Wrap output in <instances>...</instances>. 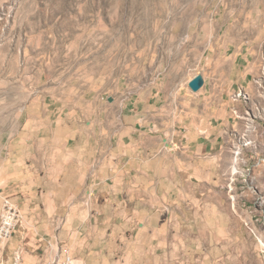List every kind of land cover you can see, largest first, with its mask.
I'll use <instances>...</instances> for the list:
<instances>
[{"label":"crops","instance_id":"obj_1","mask_svg":"<svg viewBox=\"0 0 264 264\" xmlns=\"http://www.w3.org/2000/svg\"><path fill=\"white\" fill-rule=\"evenodd\" d=\"M173 3L165 54L121 72L37 58L14 86L0 79V213L9 198L22 217L0 264L17 250L21 264L63 250L81 264H264L252 211L226 190L231 96H252L262 69L264 0Z\"/></svg>","mask_w":264,"mask_h":264},{"label":"rangeland","instance_id":"obj_2","mask_svg":"<svg viewBox=\"0 0 264 264\" xmlns=\"http://www.w3.org/2000/svg\"><path fill=\"white\" fill-rule=\"evenodd\" d=\"M174 9L173 0H0V79L6 76L13 85L16 68L37 58L70 71H124L140 51L165 54L170 48L169 31L159 28L169 25ZM261 61L253 95L241 90L231 96L226 190L250 208L264 236L263 51ZM34 66L27 68V83Z\"/></svg>","mask_w":264,"mask_h":264},{"label":"built area","instance_id":"obj_3","mask_svg":"<svg viewBox=\"0 0 264 264\" xmlns=\"http://www.w3.org/2000/svg\"><path fill=\"white\" fill-rule=\"evenodd\" d=\"M22 217L18 208L12 203L9 198L2 200V209L0 213V244L7 242L11 239L15 229L21 223ZM259 219L252 217L251 220L244 222L245 229L255 239L260 253L264 257V236L258 229ZM22 252L17 250L13 253L11 264L22 263ZM55 264H81L69 250L61 251Z\"/></svg>","mask_w":264,"mask_h":264},{"label":"water","instance_id":"obj_4","mask_svg":"<svg viewBox=\"0 0 264 264\" xmlns=\"http://www.w3.org/2000/svg\"><path fill=\"white\" fill-rule=\"evenodd\" d=\"M203 84H204V81H203L202 76L197 75L196 77H194V79H192V81H190V83L188 84V87L190 91H192L193 93H196L203 87Z\"/></svg>","mask_w":264,"mask_h":264},{"label":"bare ground","instance_id":"obj_5","mask_svg":"<svg viewBox=\"0 0 264 264\" xmlns=\"http://www.w3.org/2000/svg\"><path fill=\"white\" fill-rule=\"evenodd\" d=\"M236 155L238 156V154H235V156H236ZM236 165H237V159H235V160L233 161V166L231 167V169H232V170H231V174H232L233 176L236 175V173H237V172H235V174H233V173H234V169H236V168H235ZM236 171H237V169H236ZM237 174H238V173H237Z\"/></svg>","mask_w":264,"mask_h":264}]
</instances>
